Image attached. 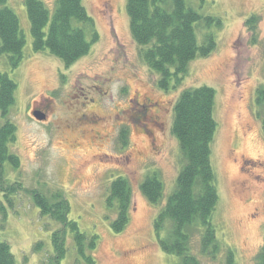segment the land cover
<instances>
[{"label":"rangeland","instance_id":"rangeland-1","mask_svg":"<svg viewBox=\"0 0 264 264\" xmlns=\"http://www.w3.org/2000/svg\"><path fill=\"white\" fill-rule=\"evenodd\" d=\"M41 1L52 13L55 0ZM185 2L221 26L196 24L199 41L212 33L215 49L191 60L187 74L168 90L158 87V75L141 57L144 48L130 33L126 0H83L97 38L68 67L47 50L33 51L23 0L7 2L25 43L16 68L0 52V72L16 83L7 118L16 127L10 151L19 157V168L4 164L5 177L27 190L61 192L70 204L69 218L97 238L95 249L87 251L93 264H177V256L160 249L153 221L182 163L171 132L175 101L183 89L201 85L215 91L210 158L218 202L211 220L220 248L201 254L195 236L193 249L199 264H226L229 250L234 264H257L264 254V131L255 103L256 88L264 84V0ZM252 14L259 17L253 32L245 26ZM85 35L90 40V32ZM34 111L45 119L34 118ZM153 173L163 184L157 204L139 187ZM118 176L128 178L132 194L129 222L115 233L110 227L115 209L105 201ZM12 199L7 217L0 214V241L9 244L15 264H49L52 234L61 225L42 215L30 194L20 191ZM66 247L58 264H89L71 233Z\"/></svg>","mask_w":264,"mask_h":264},{"label":"trees","instance_id":"trees-1","mask_svg":"<svg viewBox=\"0 0 264 264\" xmlns=\"http://www.w3.org/2000/svg\"><path fill=\"white\" fill-rule=\"evenodd\" d=\"M7 2L0 0V52L6 53L10 67L16 68L22 60L25 40L18 16ZM23 2L34 52L47 50L65 67L88 53L97 32L83 0H55L52 13L41 0ZM125 9L130 33L144 48L141 57L158 75L157 85L162 90L179 83L187 74L191 60L207 56L215 49L212 33H205L199 41L196 24L203 21L206 26L215 24L220 28V20L201 16L185 0H126ZM258 22L259 17L252 14L246 19L245 26L253 32ZM86 31L90 32V40L86 38ZM15 89L16 83L7 73L0 72V214L3 219L7 217L8 209L13 207L14 194L20 191L30 194L39 212L61 225L52 234L54 256L49 264H58L66 254L67 233L72 234L79 256L93 264L90 252L95 249L97 238L82 232L77 222L69 218L70 204L61 192L46 195L36 189L27 190L21 182H9L5 177V163L14 169L19 168V157L10 151L16 140V127L7 118L14 103ZM214 97V89L207 85L186 88L180 92L173 107L171 132L178 141L182 163L175 187L154 218L153 229L160 249L177 256V264H199L192 243L195 236L201 254L212 255L220 248L211 220L218 202L216 176L210 158V144L216 130ZM255 103L264 131V84L256 88ZM121 139L123 143L126 141L124 132ZM139 187L153 204L159 203L163 197V184L156 173L147 175ZM131 194L126 177H116L109 186L105 202L109 208L115 209L110 222L115 233L121 232L129 222ZM39 247L37 244L36 248ZM263 255L257 264H264ZM0 264H15L14 255L5 241H0ZM226 264H234L230 250Z\"/></svg>","mask_w":264,"mask_h":264},{"label":"water","instance_id":"water-1","mask_svg":"<svg viewBox=\"0 0 264 264\" xmlns=\"http://www.w3.org/2000/svg\"><path fill=\"white\" fill-rule=\"evenodd\" d=\"M33 116H34V118H36L38 120L45 119V116L41 112H39V111H34L33 112Z\"/></svg>","mask_w":264,"mask_h":264}]
</instances>
